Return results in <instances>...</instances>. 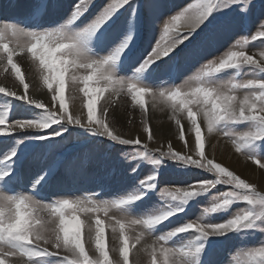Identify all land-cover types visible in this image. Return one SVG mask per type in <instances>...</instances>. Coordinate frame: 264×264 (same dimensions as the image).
I'll return each mask as SVG.
<instances>
[{"label": "snow or ice", "instance_id": "6c2138e0", "mask_svg": "<svg viewBox=\"0 0 264 264\" xmlns=\"http://www.w3.org/2000/svg\"><path fill=\"white\" fill-rule=\"evenodd\" d=\"M165 9L170 10L163 0H104L103 4L98 0H33L30 13L23 20V27L13 22L0 24V64L6 60L16 80L27 90L29 85L21 74L20 66L14 62V57L26 53L34 63L38 62L39 70L45 73L42 76L43 84L49 90L54 88L52 103L60 102L59 113H56L41 101L31 99L27 91L24 95H17L11 88L0 87V94L13 107L15 101H23L41 110L39 118L15 119L12 123H8L10 110L6 107L0 111V149L8 162V167L0 170V186L3 187V191H0V264L17 256L21 259L27 257L25 264H114L105 247L104 225L99 218L94 221V229L91 223L87 225L88 240L94 243L98 256L90 257L86 252L81 239L84 221L78 213L107 212L109 209L126 213L129 206L139 208L145 202V197L154 195L159 172L155 168L149 169V174L141 179V173L133 164L140 166L142 161L134 160L126 168L132 179L138 181V185L134 182L128 186L129 189H136V194L116 200L54 199L49 204L41 203L47 197L40 191V186L54 178L56 165L42 168L35 176L26 175L29 156L37 149L34 142L44 141L42 148L51 149L52 141L62 138L63 131L69 125H78L94 136L106 137L108 141L120 145L141 144L139 139H123L110 127L104 119L107 108L101 107L102 118H95L97 98L107 87L116 92L127 85L133 102L141 108L145 106L144 94L150 93L153 107L157 106V102L166 104L178 127L183 114H187L188 134L195 133V145L193 148L191 143H185L183 147L187 152H194L198 158L183 151H173L171 145L167 151L148 150L144 145L143 151L138 150V157H147L153 166L171 160L185 167L195 166L215 176L214 179H199L186 187L159 188L164 207L157 214L129 219L131 225L141 229V234L135 237L137 241L155 226L163 227L165 221L171 222L170 218H180L179 213L184 212L183 205L198 195L207 193L211 196V190L220 184L231 186V190L213 196L210 205L203 209V214L225 211L236 200L246 201L252 206L221 223L193 221L176 227L175 232L169 235L196 234V240L191 245L178 251L163 246L166 236L157 237L150 250V264H158V261L159 264H212V249L217 242L210 237H227L230 232L240 233L264 224V194L234 171L207 157L205 139L197 120L199 115L208 133L223 131L224 128L218 126L225 123L248 122L251 130L239 134L238 141L233 139V144L237 152L246 145H254V151L246 154L260 169H264V156L259 154L264 152V79H249L241 83L205 79L213 73L240 69L242 66L264 73V54L260 60H256L243 49L229 48L216 60L204 65L203 70L184 87L157 89L148 83L137 86L141 75L144 81H150L157 71L176 69L181 57L204 59L207 49L218 48L225 36H235L237 29L246 25L257 9L261 12L259 25L264 28V0H197L164 23V34L171 36L165 45L157 41L147 55L130 63L136 37L146 25L158 21ZM65 16L67 19H64ZM58 20L64 22L57 24ZM77 22L83 26H77ZM257 37L264 38V31H258L253 40ZM129 69L131 76L127 81L118 75V71ZM81 71L84 74L77 75ZM66 73L70 74L71 87H78L87 98L84 105L87 123H82L79 116L67 115L64 96ZM81 84L82 87L79 86ZM96 84L104 86H93ZM238 90H243V96L237 94ZM33 129L50 132L46 135L28 131ZM18 130L22 138L14 139L12 133ZM144 130L149 131L146 116ZM225 135L230 136L229 133ZM179 138L184 140L185 129H179ZM114 172L115 169H112L109 175ZM32 183L37 185L33 195L39 196V199L6 194L10 187L25 188ZM116 223L122 244L119 247L121 259L115 264H130L125 224L122 220ZM113 231L116 229L113 228ZM157 245L160 246L159 254ZM67 254L71 255V259ZM248 255L249 264H264V247ZM161 256L163 259H160ZM132 264H139V261L134 260Z\"/></svg>", "mask_w": 264, "mask_h": 264}, {"label": "rangeland", "instance_id": "374dc122", "mask_svg": "<svg viewBox=\"0 0 264 264\" xmlns=\"http://www.w3.org/2000/svg\"><path fill=\"white\" fill-rule=\"evenodd\" d=\"M98 2L103 4L104 0H98ZM108 2H110V0H108ZM196 2L197 0H163V3L168 5L170 10H163V15L160 16L158 21L146 25L145 28L140 31L139 36L136 37L130 63L134 62L138 57L142 58V56L147 55V52L151 50V47L154 46L157 41H159L162 46L165 45L171 36L164 34V23L170 20L172 15L178 14L189 4ZM31 3L33 4V0H0V5L3 4L2 6H5L6 10H10L11 8H22L19 14L17 12V14L11 15L7 12L4 13L3 16L0 15V24L13 22L23 27V20L31 10ZM260 15V10H255L251 20L246 25L238 28L235 36H225L220 41L218 48L207 49L204 59H185L181 57L176 69L157 71L153 74L150 81H144L141 75V79L138 83L137 81L131 82L137 83L138 87L148 83L157 89L160 87H184L187 82H190L195 75L203 70L204 65L209 61L216 60L229 48L233 50L243 49L247 55L252 56L256 60H260L262 54H264V38L257 37L256 40H253V36H255L258 31H264V28H261L259 25L258 18ZM64 19H67V16H65ZM63 22V20H58L57 24ZM86 22L87 21H85V23ZM77 26L83 25L77 22ZM114 34L115 32L113 31V35ZM5 42L7 43L9 41ZM17 51L19 52V50ZM166 59L167 58H165V60ZM14 62L20 66L21 74L25 82L29 85L28 89L25 90L24 87L19 84L10 66L7 65L6 60L4 64H0V81L4 83H0V87L11 88L17 95H24L25 91H27V95L31 99L39 100L44 103L46 107L52 108L56 113H59L60 102L57 100L54 104L52 103L51 98L54 88L53 90H49L43 84L42 76L45 73L39 70L38 62L34 63L32 58L26 53L14 57ZM25 68L30 71L28 72L29 74H26ZM82 74H84L83 71L77 73V75ZM27 75L31 77L29 78ZM69 75L70 74L66 73L64 90L65 105L68 109L67 115H72L74 117L71 105L72 101H75L81 115L80 119L82 123H87V109L84 106L87 98L79 91L78 87H71ZM118 75L127 81L131 76V70L129 69L124 72L118 71ZM31 79L34 80L33 82L36 86ZM205 79L218 82L241 83L249 79H264V73L249 66H242L240 69L224 70L221 73H213ZM79 86L82 87V84ZM93 86L99 87L104 85L96 84ZM40 91L47 93L46 99H42V97L35 98V94H38ZM237 94L243 96L244 92L243 90H238ZM143 99L145 101V106L141 108L139 104L133 102L131 94L128 92L127 85L116 92H113L111 87H107L106 91L97 98L96 111L94 114L96 119H101V107L107 108L108 111L107 114L104 115V119L110 127L123 139H139L141 141L139 146L120 145L117 142L108 141L106 137L94 136L85 128L78 125H69L66 126V130L63 131L62 138H56L52 141L53 146L51 149L42 148L45 143L44 141H35L34 145L37 149L31 153L27 164L29 169L26 170V175L29 177L35 176L46 166L56 165L54 178L50 182H47L48 184L45 186H40V191L47 197L41 201L42 204H49L54 199H69L72 201L85 200L87 198L93 201L116 200L136 194V189H129L128 187L135 181L128 174L126 168V165L132 164L134 160L142 161L140 166L138 164H133V167H137L138 171L141 173V179L149 174V169L155 168V170L159 172L157 177V188L153 190L154 195H152L151 198L145 197V202L141 204L139 208L129 206V211L126 213H121L117 209H109L107 212L78 213L80 219L84 221L81 227V239L82 243H84L86 252L90 257L98 256V253L95 251L94 243H90L88 240L87 225L91 223L94 229V221L96 218H99L104 225L105 247L109 253V258L113 260L114 264L115 261L121 259L119 257V247L122 242L120 240L119 225L116 223L117 220H122L125 224V236L129 241L130 264L135 260L133 254L136 252V249L139 254V264H150V250L157 237L161 235L166 236L167 239L162 242L163 246L178 251L191 245L196 240V234L179 233L169 235V233L175 232L176 227L193 221L202 223H221L237 213L252 208L246 201L236 200L233 201V204L225 211H220L215 214H203V209L210 205L213 196L231 190V186L220 184L211 190V196L207 193L198 195L189 200L186 205H183L184 212L179 213L180 218L172 217L170 218L171 222L165 221L163 227L155 226L153 229L141 235L140 241H137L135 237L141 234V229L135 225H131L129 219H141L149 214H157L158 211L164 207L162 203L163 198L159 195V188L186 187L199 179L215 178L214 174L207 173L206 170L196 169L195 166L185 167L171 160H167L159 166H153L147 161V157H138V150L143 151L144 145H147L148 150L161 151H167L169 145H171L173 151H183L188 155H192L193 158H198L195 156L194 152H187L183 147L185 143H193V148L195 145V133L192 132L190 135L188 134L187 114H183V118H181V123L178 127L171 118L172 112L166 104L157 102V106L154 108L153 97L150 93H145ZM14 103L15 107L9 104L6 98L0 94V111L5 110L6 107L10 110V119L8 123H12L15 119L39 118L41 115V110L34 109V106L27 105L23 101H15ZM145 116L147 117L148 132L144 130ZM197 120L198 123H200L201 132L205 139V154L207 157L213 159L217 163H221L222 166L229 168V170L234 171L242 179L254 184L258 192L264 194V169H260L246 154V152L254 151V145H246L242 148V151L237 152L233 144V139L238 141L239 134L251 130L249 123L237 122L235 124L225 123L220 125L218 127H223V131H213L214 133H211V135L213 134L212 140L209 141L206 136V125L199 115L197 116ZM52 127L58 128L57 125H53ZM180 128L185 129V138L183 141L179 138ZM28 131L30 133L42 132L46 135L50 132V130L38 129ZM18 132L19 130L16 133H12L14 139L22 138L18 135ZM225 133H229L231 138L230 136H226ZM150 136L151 138H149ZM217 140H222V142L227 143L228 147L232 150V154H236L240 160H243L250 166V169L253 168L252 170L256 178H249L248 174H250V172H248L246 168H240L242 169L241 172L234 168L236 164L231 166L227 162L228 160L232 163L233 159L229 160V158L227 159L222 156H217V158L214 157V155L212 156L209 147L211 148L212 144L217 142ZM7 143L11 144L12 141H8ZM156 154H158V152ZM259 154L264 156V152H260ZM233 157L237 160L235 156ZM7 167L8 162L4 159L2 149H0V170ZM112 169H115V172L109 175ZM135 183L138 185V181ZM27 187L29 188L19 187L17 190L18 193H16V187H10L6 194L13 196H33V199H38V196L32 194L33 191L37 190V185L32 183L27 185ZM0 191H3L2 186H0ZM172 203L177 202L173 201ZM85 206L90 207L91 205ZM149 209H151V211H149ZM257 210L259 209L257 208ZM113 228L116 229L115 232ZM209 239L217 242L212 249V264H249L250 256L248 254L254 252L255 249L259 247H264V224H258L257 228L252 230H242L240 233L230 232L227 234V237H210ZM156 247L157 253L159 254L160 246L157 245ZM145 249H148V251H145ZM63 254L66 253H62V255ZM67 255H69V259H71V255ZM27 259V257L21 259L17 256L5 261V264H25ZM160 259H163V257L161 256Z\"/></svg>", "mask_w": 264, "mask_h": 264}, {"label": "bare ground", "instance_id": "6f19581e", "mask_svg": "<svg viewBox=\"0 0 264 264\" xmlns=\"http://www.w3.org/2000/svg\"><path fill=\"white\" fill-rule=\"evenodd\" d=\"M32 4V3H31ZM31 4H30V6H31ZM3 5V4H2ZM2 5H0V15H2L3 16V14L4 13H10L11 15H14V14H17V12H18V14L21 12V10H22V8H9L10 10H6V7L4 6H2ZM29 6V5H28ZM26 8V7H25ZM26 14V13H25ZM6 15V14H5ZM8 15V14H7ZM23 16H24V14H23ZM25 71H26V74H29L28 72H30L29 70H27L26 68H25ZM27 76H29V78L31 77L30 75H27ZM32 80V79H31ZM29 81H30V79H29ZM34 80H32V82H33ZM0 83L1 84H4V83H2L1 81H0ZM33 84L35 85V83L33 82ZM36 86V85H35ZM46 96H47V93H45V92H42V91H40L38 94L36 93L35 94V98H37V97H42V99H46ZM72 114L74 115V117H76V116H79V117H81V115H80V113H79V109L77 108L78 106H77V104H76V102L75 101H72ZM214 133V132H213ZM213 135V134H212ZM212 135H211V133H208L207 132V128H206V136H207V140H212L211 138H212ZM204 136H205V134H204ZM192 139V138H191ZM8 142V141H7ZM213 143V142H212ZM193 144V143H192ZM211 145V144H210ZM208 151V150H207ZM209 151H210V153L212 154V156L214 155V157H216L217 158V156H222V157H225V158H229V160L230 159H233L232 160V163H230L228 160H227V162L232 166V165H235L236 164V166H234V168H236L238 171H241L242 172V169H240V168H246L247 170H248V172H250V174H248V177L249 178H254L256 175H255V173H254V171L252 170V169H250V166H248L243 160H240L239 158H238V156L236 155V154H232V150L228 147V144L227 143H225V142H222V140H220V141H218L217 140V142H215L214 144H212V147L210 148L209 147ZM233 156H235L236 158H237V160L233 157ZM223 160H225V159H223ZM246 164V165H245ZM29 169V166H27V169L26 170H28ZM264 173V172H263ZM256 178V177H255ZM254 181V180H253ZM252 181V182H253ZM135 251V250H134ZM138 256H139V254L137 253V249H136V252L133 254V258H135V260L137 259H139L138 258Z\"/></svg>", "mask_w": 264, "mask_h": 264}]
</instances>
